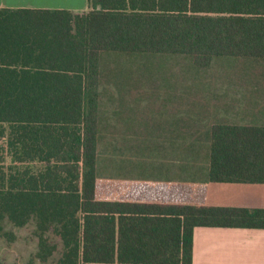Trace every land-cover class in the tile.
Listing matches in <instances>:
<instances>
[{
  "label": "trees",
  "instance_id": "1",
  "mask_svg": "<svg viewBox=\"0 0 264 264\" xmlns=\"http://www.w3.org/2000/svg\"><path fill=\"white\" fill-rule=\"evenodd\" d=\"M88 1L0 8V236L35 223L42 263L56 240L52 264H193L197 227L264 229V209L96 199L103 55L264 59V0ZM209 177L264 183V126H213Z\"/></svg>",
  "mask_w": 264,
  "mask_h": 264
},
{
  "label": "crops",
  "instance_id": "2",
  "mask_svg": "<svg viewBox=\"0 0 264 264\" xmlns=\"http://www.w3.org/2000/svg\"><path fill=\"white\" fill-rule=\"evenodd\" d=\"M0 8L81 13L89 1L0 0ZM138 56L145 55L130 57ZM124 84H115L113 109H99L98 148L108 134L115 150L109 158L98 151V201L264 209V183H212L209 177L213 126H264V81L236 75L225 94L198 93L196 110H188L185 85L179 107L149 110L134 103L145 99L123 94ZM193 264H264V229L197 227Z\"/></svg>",
  "mask_w": 264,
  "mask_h": 264
},
{
  "label": "rangeland",
  "instance_id": "3",
  "mask_svg": "<svg viewBox=\"0 0 264 264\" xmlns=\"http://www.w3.org/2000/svg\"><path fill=\"white\" fill-rule=\"evenodd\" d=\"M101 67V112L113 109L115 84L120 79L127 83L123 85V94H134L137 96L135 100L145 99L134 103L138 108L149 110L179 107V100L183 103L184 85L188 94V110H196L191 105L201 104L194 99L198 93L225 94L228 79L236 75L264 81V59L220 57L214 60L210 69L200 70L189 57L104 54ZM130 77L133 79H127ZM122 103L124 109L129 107V101ZM103 137L98 151L104 158L108 153L113 155L115 144L112 136L109 138L108 134H103ZM6 230L14 234L15 239L10 241L0 236V261L3 264H52L61 257V243L54 240L59 246L58 252L48 263L36 258L38 241L33 222L22 228L6 223Z\"/></svg>",
  "mask_w": 264,
  "mask_h": 264
}]
</instances>
